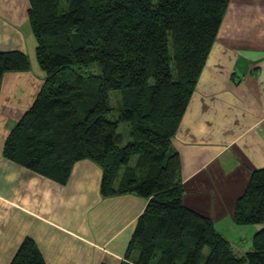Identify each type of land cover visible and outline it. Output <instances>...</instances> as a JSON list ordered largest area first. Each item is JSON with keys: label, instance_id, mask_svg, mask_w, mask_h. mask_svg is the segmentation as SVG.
<instances>
[{"label": "trees", "instance_id": "trees-1", "mask_svg": "<svg viewBox=\"0 0 264 264\" xmlns=\"http://www.w3.org/2000/svg\"><path fill=\"white\" fill-rule=\"evenodd\" d=\"M229 1L29 0L45 78L3 154L62 184L77 162L92 160L103 198L147 200L121 264H264V168L234 205L237 225H263L238 255L213 220L184 206L172 146ZM30 68L27 54L0 51V85L6 72ZM10 263L46 261L25 237Z\"/></svg>", "mask_w": 264, "mask_h": 264}, {"label": "crops", "instance_id": "crops-1", "mask_svg": "<svg viewBox=\"0 0 264 264\" xmlns=\"http://www.w3.org/2000/svg\"><path fill=\"white\" fill-rule=\"evenodd\" d=\"M29 0H0V51L28 55V71L0 85V264L25 237L46 264H121L147 200L103 198L102 170L80 160L62 184L3 154L10 130L31 107L45 75L27 17ZM172 146L180 156L183 204L213 220L233 251L251 248L263 225L239 226L234 205L264 168V0H230Z\"/></svg>", "mask_w": 264, "mask_h": 264}, {"label": "rangeland", "instance_id": "rangeland-1", "mask_svg": "<svg viewBox=\"0 0 264 264\" xmlns=\"http://www.w3.org/2000/svg\"><path fill=\"white\" fill-rule=\"evenodd\" d=\"M93 70H96V68H93ZM111 96H112V94H111ZM112 98H113V96H112ZM128 129H129V127H128V125L126 123L125 124H121L119 126V128H118V131L123 133L126 136L125 142L128 139V133H129ZM244 252H247V251H241V252L236 251V250L234 251V253H236L238 255H243Z\"/></svg>", "mask_w": 264, "mask_h": 264}]
</instances>
